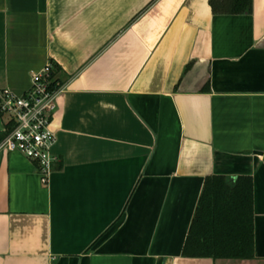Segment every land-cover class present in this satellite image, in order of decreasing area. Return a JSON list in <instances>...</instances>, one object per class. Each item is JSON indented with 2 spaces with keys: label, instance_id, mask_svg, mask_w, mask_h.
Instances as JSON below:
<instances>
[{
  "label": "crops",
  "instance_id": "obj_1",
  "mask_svg": "<svg viewBox=\"0 0 264 264\" xmlns=\"http://www.w3.org/2000/svg\"><path fill=\"white\" fill-rule=\"evenodd\" d=\"M208 1L0 0V88L62 86L48 181L0 148V264H264V0ZM212 176L251 182V259L181 255Z\"/></svg>",
  "mask_w": 264,
  "mask_h": 264
},
{
  "label": "trees",
  "instance_id": "obj_2",
  "mask_svg": "<svg viewBox=\"0 0 264 264\" xmlns=\"http://www.w3.org/2000/svg\"><path fill=\"white\" fill-rule=\"evenodd\" d=\"M214 13H250L252 0H209ZM54 73L53 71L51 72ZM251 182L205 179L181 255L212 259L254 257Z\"/></svg>",
  "mask_w": 264,
  "mask_h": 264
},
{
  "label": "built area",
  "instance_id": "obj_3",
  "mask_svg": "<svg viewBox=\"0 0 264 264\" xmlns=\"http://www.w3.org/2000/svg\"><path fill=\"white\" fill-rule=\"evenodd\" d=\"M51 72L48 62L32 74L30 86L22 94L0 88V115L9 122L0 148L22 153L35 164L44 182L48 181L57 160L52 153L56 138L51 123L62 90Z\"/></svg>",
  "mask_w": 264,
  "mask_h": 264
}]
</instances>
